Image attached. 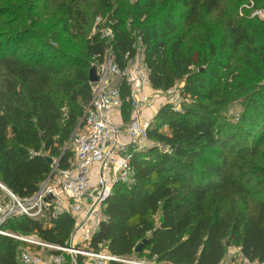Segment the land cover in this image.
<instances>
[{
	"label": "trees",
	"instance_id": "obj_1",
	"mask_svg": "<svg viewBox=\"0 0 264 264\" xmlns=\"http://www.w3.org/2000/svg\"><path fill=\"white\" fill-rule=\"evenodd\" d=\"M220 1L101 0L111 10V42L98 31L88 34L89 18L73 1L57 2L59 15L42 27L41 20H23L9 31L0 39V182L28 198L51 171L45 157L58 160L59 169L69 167L66 143L91 98V65L104 61L109 50L123 66V56L138 50V39L150 87L166 91L182 81V100L179 107L162 104L150 121L152 145L133 153V182L113 185L90 248L158 263L220 264L234 244L249 263L263 264L264 198L251 197L264 189V165L254 159L264 139V19L229 20L217 45L207 31L186 44L184 26L199 25ZM63 32L80 36L79 50L63 47ZM239 51L241 64L232 66ZM230 88L243 107L238 118L225 113ZM74 226L66 211L47 220L16 215L3 224L59 245L68 242ZM22 245L0 235V264H20Z\"/></svg>",
	"mask_w": 264,
	"mask_h": 264
},
{
	"label": "built area",
	"instance_id": "obj_2",
	"mask_svg": "<svg viewBox=\"0 0 264 264\" xmlns=\"http://www.w3.org/2000/svg\"><path fill=\"white\" fill-rule=\"evenodd\" d=\"M257 13L264 15L262 10ZM98 32L108 42L112 41L113 31L108 23ZM107 51L104 61L94 63L98 81L90 83L91 98L84 106L82 116L66 143L73 155L69 167L59 169L58 162L51 165V171L42 185L28 198L17 197L0 182V235L23 243L17 253L20 264H79L78 255L86 257L88 264H107L109 261L122 264H159L155 261L114 256L105 247L95 251L89 246L103 217V203L111 195L113 185L117 182L130 185L133 182V153L147 148L150 121L133 116L122 124L114 119L113 113L125 104L133 109H141L150 107L154 102L153 95L145 92V87L149 86V69L142 51L137 50L132 56L126 53L121 67ZM113 75H117L119 79L112 87L110 78ZM170 90L171 88L165 92ZM175 105L179 107L180 102L176 101ZM122 136L128 140L123 141ZM4 194L10 196V199ZM65 211L73 216L76 228L64 245L3 228V224L16 215L47 220L48 216L56 218ZM80 242L86 243V246H78ZM37 248L48 250V257H42Z\"/></svg>",
	"mask_w": 264,
	"mask_h": 264
},
{
	"label": "rangeland",
	"instance_id": "obj_3",
	"mask_svg": "<svg viewBox=\"0 0 264 264\" xmlns=\"http://www.w3.org/2000/svg\"><path fill=\"white\" fill-rule=\"evenodd\" d=\"M59 1H63L64 3L73 1L76 7L80 10H82L85 15L89 18V25L85 26V29L89 30L88 34L95 33L102 29L106 23L108 22V15L111 12V10L105 11L104 7L101 5V0H0V39L4 40L7 34H9V31H13L16 29H19L21 23L23 20H25L27 23H32L35 20H41V27L44 26V22L51 17V15H59L58 11H56V3ZM115 3V0H112ZM131 2L133 0H130ZM264 3V0H221L217 6V8L210 13L209 15H203L200 19L199 25H190V26H184L186 30V44H193L196 40V36L199 35V37L203 36L204 32H210L211 33V40L217 45L219 43V39L221 38L222 34L225 31V25L226 23L231 19H250L255 20L254 18L257 17L258 19H264V15H259L257 11L259 10V6ZM44 13L43 20L41 18V14ZM262 13L264 14V10H262ZM243 14V16H241ZM109 23V22H108ZM180 26H182V20H179ZM32 25V24H30ZM128 28H132V26L127 22ZM62 41L64 43L63 46L66 50L72 49V50H79L81 46V38L77 35H69L68 33H62L61 35ZM37 38H30L26 40L23 43H19L17 46L11 44L10 47L7 49V52H11L12 50H18L22 49L25 45L36 41ZM107 41V40H106ZM108 42V41H107ZM56 44V42H55ZM136 47L139 51H141V45L136 40ZM240 51L234 54L231 65H235L237 63L241 64L240 61H238L236 58ZM110 86H114L118 81V76H114L110 78ZM240 78H236L233 80V82L239 81ZM114 81V82H113ZM229 84L232 80H229ZM182 81H178L176 85L171 87V90L169 92L165 91H156L150 93L153 95V100L155 101H161V102H170L174 103L175 105L176 101H179L181 103V96L179 94V89L182 87ZM145 87V92H146ZM243 92H240L239 95H242ZM234 94V90L232 88L228 89V94L225 95V99L228 100V103L225 107V113H227V116H232L235 118H238L240 113L242 112L243 107L241 106L240 99H232V96ZM155 101V102H156ZM189 101V100H187ZM151 105L153 106L154 103ZM177 106V105H175ZM73 159V155L71 157ZM254 159L257 163L264 165V139L263 141L259 142V148L257 154L254 156ZM53 165V164H52ZM52 168V167H51ZM44 181V180H43ZM43 181L40 185H42ZM10 199V196L7 194H4ZM259 198H264V189L257 195L251 197V202L254 200H257ZM239 204L240 201H239ZM76 228V227H75ZM75 228L73 229V233L75 231ZM20 234V233H19ZM24 235V234H22ZM26 236L35 237L37 235L30 233L26 234ZM78 238H76L77 241ZM78 246L85 247L86 243L80 242ZM37 250L41 253L42 257H48V250ZM79 256L81 264H88L87 258L81 255L77 256V261L79 262ZM66 259L68 258L67 255L65 256ZM127 258H133V259H143L147 261H153L152 259L145 258L144 255L141 257H136L135 255L126 256ZM67 264V263H66ZM109 264V263H107ZM159 264H169V263H159ZM220 264H251L246 259L243 258L240 252V247L234 244H231L227 248V254L224 259V261ZM254 264V263H252Z\"/></svg>",
	"mask_w": 264,
	"mask_h": 264
},
{
	"label": "crops",
	"instance_id": "obj_4",
	"mask_svg": "<svg viewBox=\"0 0 264 264\" xmlns=\"http://www.w3.org/2000/svg\"><path fill=\"white\" fill-rule=\"evenodd\" d=\"M114 76L115 75H113L112 77H114ZM146 88H148V89H146V93L147 94L150 93V91H152V92L158 91V90H153L150 87V85L149 86H146ZM162 104H164V102L156 101L153 106H150L148 108L133 109V108H130L129 107V108H127L126 113H124L123 108H121L119 111H114L113 116H114V119L118 123H122V124L125 123V121H127L130 117H133V116H138V117H141L144 120L151 121L152 118L154 117L155 113L157 112V110L159 109V107ZM162 130L163 131H166L165 128H163ZM122 140L126 142L128 139H127V137L122 136ZM151 145H152V142L148 139V141L146 142V147H149ZM64 201H66V200L64 199Z\"/></svg>",
	"mask_w": 264,
	"mask_h": 264
},
{
	"label": "water",
	"instance_id": "obj_5",
	"mask_svg": "<svg viewBox=\"0 0 264 264\" xmlns=\"http://www.w3.org/2000/svg\"><path fill=\"white\" fill-rule=\"evenodd\" d=\"M88 79H89L90 83L98 81V77L96 74V65L94 63L91 65V67L89 69ZM45 159L48 162V164H50V165H52V164L54 165L55 163L58 162V160L54 161L51 157H45ZM146 242H147V239H144L140 243H138L136 245V247L134 248V253H138L141 250L142 245L145 244Z\"/></svg>",
	"mask_w": 264,
	"mask_h": 264
}]
</instances>
